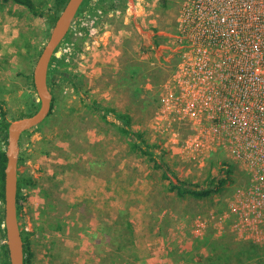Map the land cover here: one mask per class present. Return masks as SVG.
Masks as SVG:
<instances>
[{
  "label": "rangeland",
  "instance_id": "1",
  "mask_svg": "<svg viewBox=\"0 0 264 264\" xmlns=\"http://www.w3.org/2000/svg\"><path fill=\"white\" fill-rule=\"evenodd\" d=\"M35 1L48 8L51 0ZM128 1L112 0L107 11L115 13L110 18L92 9L96 0L83 5L65 44L77 32L83 38L77 21L98 12L112 31V42L82 62L73 57L68 64L63 59L55 64L80 85L59 79L52 114L20 139L24 161L18 170L36 181L24 190L27 201L19 220L29 232L30 264H264L263 242L239 239L230 222L219 221L230 215L233 198L248 189L249 173L225 153L212 154L203 168L199 161L186 163L180 143L189 126L170 121L162 110L163 92L180 58L177 41L170 42L175 41L183 0H143L142 16L135 20L126 14ZM47 25L25 7L0 0V99L9 121L28 112V94L35 96L26 76L48 37ZM166 42L170 50L163 51L159 45ZM131 67L136 76H131ZM106 109L128 115L131 129L157 145L156 155L163 156L176 179L204 187L216 177L226 180L224 186L202 199L169 192L168 181L131 148L121 122ZM96 179L109 184L104 198H125L132 217L119 215L113 223L102 208L92 210L84 187ZM94 219L99 221L97 231ZM249 243L260 248L257 254L251 255Z\"/></svg>",
  "mask_w": 264,
  "mask_h": 264
},
{
  "label": "built area",
  "instance_id": "2",
  "mask_svg": "<svg viewBox=\"0 0 264 264\" xmlns=\"http://www.w3.org/2000/svg\"><path fill=\"white\" fill-rule=\"evenodd\" d=\"M142 2L129 0L127 16L140 18ZM98 13L77 21L83 38L77 32L59 46L64 63L110 46L112 31ZM175 22L170 43L177 41L180 58L162 110L189 126L180 143L186 163L199 161L203 168L212 154L225 153L246 169L248 189L219 221L230 222L239 239L264 243V0H183ZM159 48L170 50L167 42Z\"/></svg>",
  "mask_w": 264,
  "mask_h": 264
},
{
  "label": "trees",
  "instance_id": "3",
  "mask_svg": "<svg viewBox=\"0 0 264 264\" xmlns=\"http://www.w3.org/2000/svg\"><path fill=\"white\" fill-rule=\"evenodd\" d=\"M89 0H85L82 4H86ZM67 0H51L50 6L48 8L43 7L39 3H37L35 0H2V3H12L17 4L22 7H25L26 10H28L33 16L44 18L48 25H47V32L46 35H48L50 28L52 27L53 23L55 22L57 15L61 11V9L64 7ZM112 0H96L95 4L92 6V9L98 10L101 9L104 13L107 12V9L110 8ZM80 8V10H81ZM79 10V12H80ZM78 12V13H79ZM77 13V14H78ZM62 61V58H57L55 56L52 57L50 66H49V74H48V85L51 89L52 93V104H51V111L49 116L52 114L54 108H55V101H56V95L54 92V87L56 85V82L59 79H63L65 81L70 82L73 86H78L80 83L78 79L75 77H72L67 72L66 75H61L60 72L58 73L57 69H55V64L60 63ZM54 64V66H52ZM130 68V66H129ZM135 69L131 67L130 73L131 76H136L134 73ZM64 73V72H63ZM26 79L28 80L29 86L34 90L33 83H32V74L29 73L26 76ZM80 85V84H79ZM138 86L135 87V90L138 91ZM139 92V91H138ZM28 109L29 111L23 114H20V116L14 117L13 119L21 118L24 116L31 115L36 109L37 104L32 96L28 94ZM94 107L98 109V105L95 104ZM106 113H114L115 117L121 122L120 131L122 134L126 135L128 137L131 148L134 150H138L140 152L141 156H144L147 158L148 161L153 163V167L155 169H158L161 172V178L163 180L168 181V184L166 186V189L169 192H174L178 197L183 198L186 196H191L196 199H202L210 197L213 194H216L221 190V187L224 186L226 180H217L216 177H211V179L206 183L204 187H201L198 184L189 183L187 181H181L179 179H176L175 175L171 171L168 164L165 162L162 155L157 156L155 153V149L157 148V145H149L144 140L143 136L139 133L134 132L131 129V121L130 117L126 114H119L115 112L113 109H106ZM9 120L7 118V111L5 108V101L0 99V264H9L8 261V254L7 249L5 245V235H4V229L2 228L3 224V208H2V202H3V170L5 166V155H4V146L6 145V132L7 127L9 124ZM31 131H27L23 133L21 138L24 135H30ZM222 153H215L213 156H219ZM24 161V158L22 154L19 155V165L22 164ZM226 174H230V170H225ZM36 186V181L34 178L27 174L22 173L20 170H18V181H17V208H18V217L20 220L21 212L23 209V206L25 202L27 201V194L24 193V190L27 188H33ZM21 236L24 243V264H30L31 262V252L29 249V232L26 231L24 228L21 229ZM248 246L249 249H251V252L253 254H257V252L260 250L256 245L249 243Z\"/></svg>",
  "mask_w": 264,
  "mask_h": 264
},
{
  "label": "water",
  "instance_id": "4",
  "mask_svg": "<svg viewBox=\"0 0 264 264\" xmlns=\"http://www.w3.org/2000/svg\"><path fill=\"white\" fill-rule=\"evenodd\" d=\"M85 0H67L49 30L44 46L40 50L32 69L34 100L37 109L28 116L9 122L4 148L5 166L3 170V224L5 245L9 264H24V243L17 208L18 162L20 139L23 133L38 127L50 114L52 93L48 85L49 66L59 46L70 32L73 21ZM59 73V72H58ZM61 75H68L60 72Z\"/></svg>",
  "mask_w": 264,
  "mask_h": 264
},
{
  "label": "crops",
  "instance_id": "5",
  "mask_svg": "<svg viewBox=\"0 0 264 264\" xmlns=\"http://www.w3.org/2000/svg\"><path fill=\"white\" fill-rule=\"evenodd\" d=\"M85 194L86 197L89 196L91 197L92 203H91V208L93 210V206H95V210L96 213L98 212L99 208H102L103 212L102 214H104V212L109 213L110 216L107 218V220L109 222H117L119 221V215H123L126 218H130L132 217L130 215L131 212V207L129 208L125 202H122L125 200V198H120L122 199V201H118L117 199H110L111 197L106 196L105 198L103 196H105L104 194L109 190V184L102 180V179H96L95 181H88L85 184ZM77 194L79 196H81L82 191L80 190V188H77ZM99 198L101 201H98V203H96L94 200ZM97 205V206H96ZM93 212V211H92ZM138 212V210L135 209V214ZM123 218V217H122ZM139 219V218H138ZM95 221V230L97 231V221L96 219L92 220L91 223ZM92 231H91V235H92ZM108 239V237L106 236V239L104 238V241H106ZM103 241V242H104ZM108 247V246H107ZM95 263H97V261H95Z\"/></svg>",
  "mask_w": 264,
  "mask_h": 264
}]
</instances>
